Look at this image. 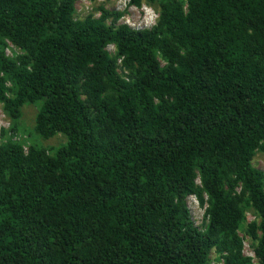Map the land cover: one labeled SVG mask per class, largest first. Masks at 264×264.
I'll list each match as a JSON object with an SVG mask.
<instances>
[{"label":"trees","instance_id":"obj_1","mask_svg":"<svg viewBox=\"0 0 264 264\" xmlns=\"http://www.w3.org/2000/svg\"><path fill=\"white\" fill-rule=\"evenodd\" d=\"M80 1L0 0V264H264V0Z\"/></svg>","mask_w":264,"mask_h":264},{"label":"rangeland","instance_id":"obj_2","mask_svg":"<svg viewBox=\"0 0 264 264\" xmlns=\"http://www.w3.org/2000/svg\"><path fill=\"white\" fill-rule=\"evenodd\" d=\"M101 5H106V7L110 10H127L126 16L123 18L121 23H126L135 29H145L151 28L154 26L158 19V10L156 8L144 5L141 8H136L135 6H129V0H95V1H80L77 3V11L78 16L81 18L86 17L89 14H95L96 17H99L100 13L97 11V8ZM110 51L114 52L113 46L109 48ZM9 55H13L16 52V49L10 45L7 49ZM36 106L25 105L23 107V113H25L24 118L21 121V126L26 129V134H13L9 132L7 138L13 137L15 140L24 141L26 140L25 146H28L32 143H37L39 146H44L47 148H55L59 145L63 144L66 141V138L59 134L58 136L50 139L44 140L42 138H38L33 134V127L35 125V117L37 113ZM10 121L8 120L2 104L0 103V129L9 128ZM9 130V129H7ZM0 142H1V132H0ZM254 166L262 171H264V153H259L254 160ZM189 206L191 212L193 214V220L195 225L200 228L204 219V208H202L198 202V200L192 196L189 199ZM254 219V216L251 213H248V220L251 221ZM244 233L241 232V235ZM245 248L244 253L247 256L254 258V262H256L254 250L251 245V241L248 237L245 239ZM215 256V255H213Z\"/></svg>","mask_w":264,"mask_h":264},{"label":"clouds","instance_id":"obj_3","mask_svg":"<svg viewBox=\"0 0 264 264\" xmlns=\"http://www.w3.org/2000/svg\"><path fill=\"white\" fill-rule=\"evenodd\" d=\"M136 7V6H135ZM137 8V7H136ZM130 26V25H129ZM131 27V26H130ZM133 28V27H132ZM135 29V28H134ZM146 29V28H145ZM192 197V196H191ZM195 197V196H194ZM196 198V197H195ZM190 199V198H189ZM190 201V200H189ZM190 207V206H189Z\"/></svg>","mask_w":264,"mask_h":264},{"label":"bare ground","instance_id":"obj_4","mask_svg":"<svg viewBox=\"0 0 264 264\" xmlns=\"http://www.w3.org/2000/svg\"><path fill=\"white\" fill-rule=\"evenodd\" d=\"M0 132H1V129H0Z\"/></svg>","mask_w":264,"mask_h":264}]
</instances>
